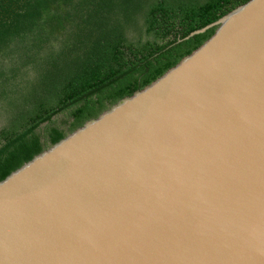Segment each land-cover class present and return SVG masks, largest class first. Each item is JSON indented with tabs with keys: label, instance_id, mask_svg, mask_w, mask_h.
I'll list each match as a JSON object with an SVG mask.
<instances>
[{
	"label": "water",
	"instance_id": "water-1",
	"mask_svg": "<svg viewBox=\"0 0 264 264\" xmlns=\"http://www.w3.org/2000/svg\"><path fill=\"white\" fill-rule=\"evenodd\" d=\"M0 180V264H264V0Z\"/></svg>",
	"mask_w": 264,
	"mask_h": 264
},
{
	"label": "trees",
	"instance_id": "trees-1",
	"mask_svg": "<svg viewBox=\"0 0 264 264\" xmlns=\"http://www.w3.org/2000/svg\"><path fill=\"white\" fill-rule=\"evenodd\" d=\"M246 1L0 0V180L160 77L216 26L179 39Z\"/></svg>",
	"mask_w": 264,
	"mask_h": 264
},
{
	"label": "rangeland",
	"instance_id": "rangeland-1",
	"mask_svg": "<svg viewBox=\"0 0 264 264\" xmlns=\"http://www.w3.org/2000/svg\"><path fill=\"white\" fill-rule=\"evenodd\" d=\"M64 118H66V114H65V113H60V114L56 115V116L53 118L54 121H55L54 124L57 125V126H60V127H62V128L67 129V128H68V124H64V123H63V120H62V119H64ZM4 123H5L4 118H1V119H0V128H1V126H3ZM46 125H47V123L42 124L41 128L39 129V132H40L41 134H43V135L45 134L44 129H45Z\"/></svg>",
	"mask_w": 264,
	"mask_h": 264
}]
</instances>
